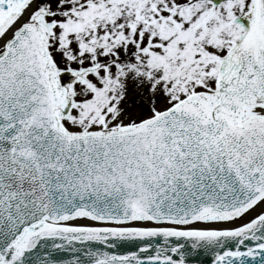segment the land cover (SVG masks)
Masks as SVG:
<instances>
[{"label":"snow or ice","instance_id":"6c2138e0","mask_svg":"<svg viewBox=\"0 0 264 264\" xmlns=\"http://www.w3.org/2000/svg\"><path fill=\"white\" fill-rule=\"evenodd\" d=\"M0 264H264V0H0Z\"/></svg>","mask_w":264,"mask_h":264}]
</instances>
